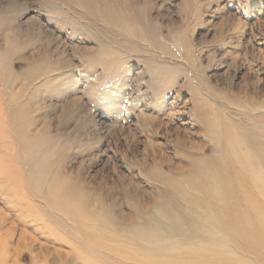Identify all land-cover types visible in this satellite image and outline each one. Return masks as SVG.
I'll return each mask as SVG.
<instances>
[{
    "label": "rangeland",
    "instance_id": "1",
    "mask_svg": "<svg viewBox=\"0 0 264 264\" xmlns=\"http://www.w3.org/2000/svg\"><path fill=\"white\" fill-rule=\"evenodd\" d=\"M107 1L118 4L93 14L85 7L81 17L68 0H0V264H34L32 253L54 247L72 253L69 264H98L93 249L74 250L68 235L52 230L40 199L17 194L35 160L51 153L48 166L62 180L74 178L79 190L101 197L95 219L122 242L138 232L123 215L140 222L149 203L158 219L177 226L184 217L193 220L186 228L194 232L195 208L154 173L185 165L175 141L217 157L197 109L222 110L243 124L246 113L264 112L251 108L264 102V0ZM107 13L119 21L98 18ZM159 204L173 205V220ZM11 228L13 261H6L1 254ZM212 229L195 234L221 243L220 230ZM22 230L39 242L20 245Z\"/></svg>",
    "mask_w": 264,
    "mask_h": 264
},
{
    "label": "bare ground",
    "instance_id": "2",
    "mask_svg": "<svg viewBox=\"0 0 264 264\" xmlns=\"http://www.w3.org/2000/svg\"><path fill=\"white\" fill-rule=\"evenodd\" d=\"M87 1H90L92 6L86 0H68L74 5L77 14H81L79 10H86L85 7L91 9L90 14H93L92 10L99 11L97 8L100 6H107L104 8L108 10L118 4L117 1L114 3L104 0L102 3L100 0V5L93 7L94 1ZM109 13L107 16H94L104 20L109 18L107 21L112 23L115 18L119 19L113 18ZM84 16L81 14V17ZM122 25L121 31L132 37L127 24ZM111 27L113 28V25ZM253 103L251 108L256 110L264 107V102ZM212 111L215 118L211 117ZM194 114L197 123L202 124L204 136L209 138L218 150L217 157L206 156L204 151L196 153L184 150L181 144H178L181 141H175L176 155L185 157V165L171 163L168 173L160 171L153 175L154 179L158 178L157 180L171 187L176 198L185 199L195 208V220L198 222L193 223L194 232H189L190 229L186 228L192 227L190 223L193 220L189 218L184 217L183 226H177L173 220L174 215L171 214L173 205L170 204L171 209L166 208L164 204H159L158 207L165 217L173 220L168 222L162 219L163 216L158 219L155 212L154 215L149 214V209L153 207V204L149 203L140 211L143 219L140 222H136L135 216L123 215L124 220L132 224L131 227L137 228L138 232H133V235L128 233L129 235L125 236L126 242H122L119 236L104 230L101 223L95 219L99 216L96 214H99L102 203L104 204L101 197L94 198L91 192H84L83 188H80L82 191L79 190L74 178L62 180L61 172H53L48 166L52 163L51 153L34 161L25 179L20 180L24 189L17 188L16 193L30 195L28 198L32 201L40 199L38 201L42 203L43 210L40 209L52 230L57 229L68 235L74 250L80 251L84 247L93 249L91 254L93 258L96 257L98 264H111L109 262L113 259L117 264H264V112L259 116L246 113L244 119L247 124L229 120L226 114H222V110L215 112L212 107L197 109ZM189 144L193 146L194 143L190 141ZM163 156L160 157L162 161ZM185 169L187 170L184 171ZM155 199V203L160 202ZM176 210L180 218L185 215L182 214L180 206ZM5 221L3 217V223ZM167 227L169 229L166 231ZM215 227L222 234L221 243L211 240V237L207 239L203 238V235L195 234L198 228L212 231ZM7 230L10 236L5 241L1 255L4 260L13 261L10 242L15 230ZM153 230L155 231L152 232ZM75 234H78L79 238H75ZM38 238L22 230L18 241L27 248L29 244L38 243ZM226 242L232 246L228 247ZM42 251L37 254L31 252L35 263L37 260L40 264H56L58 260L61 264H69L71 261L72 253L60 247ZM21 253L22 251L15 250L16 260ZM105 253H108V258L103 256Z\"/></svg>",
    "mask_w": 264,
    "mask_h": 264
}]
</instances>
